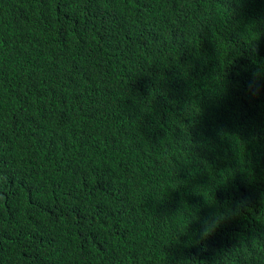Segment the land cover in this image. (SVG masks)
I'll use <instances>...</instances> for the list:
<instances>
[{
    "label": "trees",
    "instance_id": "obj_1",
    "mask_svg": "<svg viewBox=\"0 0 264 264\" xmlns=\"http://www.w3.org/2000/svg\"><path fill=\"white\" fill-rule=\"evenodd\" d=\"M0 264H264V0H0Z\"/></svg>",
    "mask_w": 264,
    "mask_h": 264
},
{
    "label": "clouds",
    "instance_id": "obj_2",
    "mask_svg": "<svg viewBox=\"0 0 264 264\" xmlns=\"http://www.w3.org/2000/svg\"><path fill=\"white\" fill-rule=\"evenodd\" d=\"M222 216L221 214H216L212 216L211 219H206L202 225V232L200 233L202 239H207L210 235L214 233L216 228L219 226L221 222Z\"/></svg>",
    "mask_w": 264,
    "mask_h": 264
}]
</instances>
